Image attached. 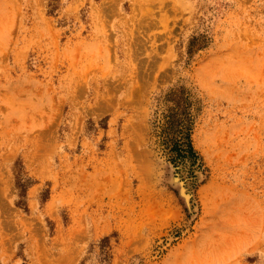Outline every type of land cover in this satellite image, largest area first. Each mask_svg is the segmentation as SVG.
<instances>
[{
  "label": "rangeland",
  "instance_id": "obj_1",
  "mask_svg": "<svg viewBox=\"0 0 264 264\" xmlns=\"http://www.w3.org/2000/svg\"><path fill=\"white\" fill-rule=\"evenodd\" d=\"M0 264H264V0H0Z\"/></svg>",
  "mask_w": 264,
  "mask_h": 264
},
{
  "label": "trees",
  "instance_id": "obj_2",
  "mask_svg": "<svg viewBox=\"0 0 264 264\" xmlns=\"http://www.w3.org/2000/svg\"><path fill=\"white\" fill-rule=\"evenodd\" d=\"M160 136L162 142L167 145L171 153V161H173L174 164H178L184 161V159H197V153L192 145L190 128L188 125H186V127L183 125L173 133L172 137L166 135Z\"/></svg>",
  "mask_w": 264,
  "mask_h": 264
},
{
  "label": "bare ground",
  "instance_id": "obj_3",
  "mask_svg": "<svg viewBox=\"0 0 264 264\" xmlns=\"http://www.w3.org/2000/svg\"><path fill=\"white\" fill-rule=\"evenodd\" d=\"M184 194V193H183Z\"/></svg>",
  "mask_w": 264,
  "mask_h": 264
}]
</instances>
